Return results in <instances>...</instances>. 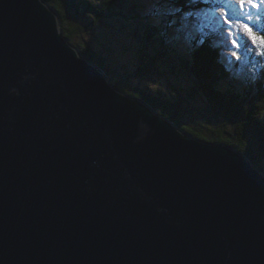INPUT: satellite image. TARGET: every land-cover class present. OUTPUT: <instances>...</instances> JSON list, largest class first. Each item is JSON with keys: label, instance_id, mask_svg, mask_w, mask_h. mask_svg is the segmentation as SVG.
<instances>
[{"label": "water", "instance_id": "1", "mask_svg": "<svg viewBox=\"0 0 264 264\" xmlns=\"http://www.w3.org/2000/svg\"><path fill=\"white\" fill-rule=\"evenodd\" d=\"M0 264H264V174L0 0Z\"/></svg>", "mask_w": 264, "mask_h": 264}, {"label": "trees", "instance_id": "2", "mask_svg": "<svg viewBox=\"0 0 264 264\" xmlns=\"http://www.w3.org/2000/svg\"><path fill=\"white\" fill-rule=\"evenodd\" d=\"M44 1L57 12L61 35L77 47L87 61L101 68L113 87L144 100L155 113L192 137L208 143L229 145L264 173V165L260 163L264 157V52L257 53L250 64L255 77L246 79L251 84L249 87L239 89L235 84L236 91L231 89L228 81L227 88L224 87L225 79L243 85L238 78L231 77L232 64L220 54V46L216 43V35L220 33H206V27L201 23L203 28L200 33L203 36H196L195 30L188 29L182 20L185 12L209 6L199 4L190 7L187 0H162L180 9L170 12L167 10L169 7L162 8L161 13L168 17L167 23L187 32V37H190L188 53L181 54L178 47L180 41L170 38L171 32L167 31L166 24L161 26V31L150 21L140 0ZM201 20L197 21V25ZM105 26H109L111 32L118 30L139 42L135 43L136 53H140L143 65H138L132 73L124 71L115 74L119 79L111 75L112 70L100 53L74 40L81 31L92 33ZM255 34L260 41L264 40V25ZM200 37L204 39L203 44L198 43ZM157 63L163 67V72L187 80L188 84L184 79L177 81L174 87L177 95L146 91L134 83L147 73V69H155Z\"/></svg>", "mask_w": 264, "mask_h": 264}, {"label": "rangeland", "instance_id": "3", "mask_svg": "<svg viewBox=\"0 0 264 264\" xmlns=\"http://www.w3.org/2000/svg\"><path fill=\"white\" fill-rule=\"evenodd\" d=\"M140 1L141 6L143 3L142 8L146 12V15L150 21L154 23L160 30L161 26L166 24L167 31L171 32L169 34L170 38L178 39L180 41L178 44L180 53H188V49H190L191 46V40L190 37H187V32L176 29L170 25L169 22L167 23L168 17H164V14L161 13L163 7H165V9H167L166 7H169L167 10L174 12L176 10L175 6L170 5L168 2L162 0ZM218 4V7L209 6L208 8L200 9L202 11L200 16L197 18V21H199L201 18L202 20L198 22V26L203 28L201 26V23H203L206 27V33H220L218 36L216 35V43L220 46V54L223 59L229 61L232 64V71L230 73L231 77L233 76L238 78V81L241 82V85H243L239 86L235 80L233 83L231 80L225 79L223 86L227 88L228 81L230 82L231 89L238 91L236 87L239 89L244 86L249 87L250 83L247 82L246 79L255 77V72H253L250 64L253 62L254 56H256L257 53L264 52V45H262L260 39H258V36L255 34L256 32L260 31L261 27L264 25V2H262V0H244V11H242L240 7L241 0H218ZM253 5H258V7ZM225 14H227L228 18L231 20V29H229V24L225 22ZM124 18L127 17L125 16ZM116 20L118 21V19ZM241 21H243L245 24L251 25L253 33L252 36H250L249 33L240 26ZM71 22L72 24H75L74 21ZM186 27L188 29H193L191 24H188ZM230 31L232 33L231 35L229 34ZM194 32V35L196 36L198 34L201 37L203 36L200 33L201 31ZM253 37L255 39H253ZM234 38L240 45L238 49L233 47L232 40ZM74 40L75 43L78 42L83 45L90 46L96 52L100 53L109 64L112 70L111 75L117 79L119 78L115 74H121L124 73V71H130L132 73L138 65H143V62L140 61V53H136V45L139 42L137 43V40L134 37L128 36L127 34L124 35L118 30L116 33L111 32L109 26L100 28L99 30L92 33L81 31ZM233 52H236L235 56L233 55ZM182 79L184 78H178L163 72V67L157 63L155 69H147V73L141 78H138V80H135L134 83L146 91L155 90L158 92L167 94L174 93L177 95L178 91L174 87L177 85V81L181 82ZM184 81L186 84H188L187 80L184 79ZM235 84L236 87L234 86ZM260 163L261 165H264V157H262ZM258 171L264 174L262 171Z\"/></svg>", "mask_w": 264, "mask_h": 264}, {"label": "snow or ice", "instance_id": "4", "mask_svg": "<svg viewBox=\"0 0 264 264\" xmlns=\"http://www.w3.org/2000/svg\"><path fill=\"white\" fill-rule=\"evenodd\" d=\"M262 2H264V0H262ZM187 3L189 4V6H194V5H199V4H203L206 6H211V7H218V0H187ZM255 7H258V5H253ZM241 10L244 11V0H241ZM175 11H180V9H176ZM202 10H196V11H188L185 12L182 20L184 21V25L187 26L188 24H191L193 29L197 32L201 31V28L197 25V18L200 16ZM225 22L229 24V29H231V20L228 18L227 14H225ZM240 26L243 27L245 29V31H247L249 33L250 36L253 35L252 33V28L250 24H245L243 23V21L240 22ZM230 35L232 34L231 31L229 33ZM253 39H255L253 37ZM198 43L203 44L204 43V39H201L198 41ZM233 43V47L238 49L239 48V43L238 41L234 38L232 40ZM262 45H264V40L261 41ZM233 55H236V52H233Z\"/></svg>", "mask_w": 264, "mask_h": 264}]
</instances>
